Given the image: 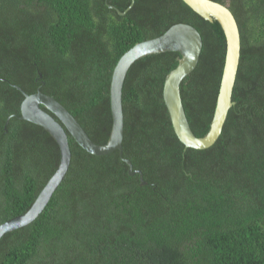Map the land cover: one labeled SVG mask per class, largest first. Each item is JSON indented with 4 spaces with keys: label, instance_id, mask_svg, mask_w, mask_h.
I'll list each match as a JSON object with an SVG mask.
<instances>
[{
    "label": "trees",
    "instance_id": "trees-1",
    "mask_svg": "<svg viewBox=\"0 0 264 264\" xmlns=\"http://www.w3.org/2000/svg\"><path fill=\"white\" fill-rule=\"evenodd\" d=\"M215 1L241 34L235 104L218 140L186 147L174 131L163 88L179 52L136 60L123 84V156L147 184L118 150L90 153L68 132L63 181L33 221L1 237L0 264H264V0ZM131 3L0 0V224L28 211L60 161L52 135L20 117L23 91L55 97L105 144L118 60L176 23L202 36L180 90L192 130L208 132L227 49L222 26L183 0H134L127 10Z\"/></svg>",
    "mask_w": 264,
    "mask_h": 264
},
{
    "label": "water",
    "instance_id": "water-1",
    "mask_svg": "<svg viewBox=\"0 0 264 264\" xmlns=\"http://www.w3.org/2000/svg\"><path fill=\"white\" fill-rule=\"evenodd\" d=\"M183 1L203 18L209 21L217 20L223 28L227 41L219 93L208 132L204 136H197L194 133L182 101L181 82L196 68L203 45L200 32L193 25L184 22L173 24L159 36L136 43L118 60L113 70L110 86L112 127L105 144L93 141L74 115L55 97L42 92L40 89L31 94L23 91L25 98L21 103L20 117L42 126L52 135L60 148V161L57 169L42 188L28 211L0 224V239L7 232L33 221L44 210L52 194L63 181L72 158L68 132L80 146L90 153L105 155L118 150L121 158L129 166V174L138 173L140 185L147 184L143 178V172L140 169H133L132 161L123 156V84L130 66L142 57L166 51L179 52L178 64L168 73L163 88V98L168 108L174 131L186 147L205 149L218 140L223 131L228 112L235 104L232 96L241 56L240 28L233 12L224 3L215 0ZM133 2L134 0H132L127 10L132 7ZM110 7L115 8L113 5H110ZM126 11L118 10L120 14H124ZM15 86L22 90L21 87Z\"/></svg>",
    "mask_w": 264,
    "mask_h": 264
}]
</instances>
